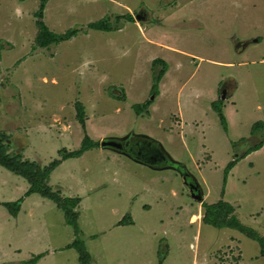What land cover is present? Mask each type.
<instances>
[{
	"label": "rangeland",
	"instance_id": "374dc122",
	"mask_svg": "<svg viewBox=\"0 0 264 264\" xmlns=\"http://www.w3.org/2000/svg\"><path fill=\"white\" fill-rule=\"evenodd\" d=\"M39 5L0 0V137L7 152L43 168L58 151L78 150L85 136L79 102L92 141L144 136L178 168L163 170L165 157L151 162V151L128 157L101 147L62 163L48 186L63 199H82L79 237L52 202L27 198L26 181L0 168V264L39 255L38 264H79L77 252L65 250L75 239L92 264H264L256 242L202 223V204L222 200L243 226L264 235V0H49V31L78 33L47 49L35 41ZM141 12L147 19L127 22ZM104 21L117 31L88 29ZM156 59L168 69L154 94ZM233 160L240 161L222 197ZM18 201L14 218L2 204ZM127 215L132 225L117 226Z\"/></svg>",
	"mask_w": 264,
	"mask_h": 264
},
{
	"label": "trees",
	"instance_id": "16d2710c",
	"mask_svg": "<svg viewBox=\"0 0 264 264\" xmlns=\"http://www.w3.org/2000/svg\"><path fill=\"white\" fill-rule=\"evenodd\" d=\"M49 0H40L39 10L35 14V17L37 20L36 25L38 27V35L36 37V44L40 49H47L52 46H57L59 43L69 41L73 37L77 35L76 30H69L63 35H56L49 31V29L45 26L43 23L44 18V10L46 8V5ZM127 22L134 23V19L130 16H126ZM89 30L92 31H100V32H113L117 31V29L114 30L111 26L108 25L107 21L104 22H98L89 25ZM1 60V56H0ZM152 69L155 71L153 73V79H154V87L153 91L154 94L157 93V87L160 83L161 79L167 72V64L159 59H156L152 63ZM111 97L119 98L123 100L122 95L120 96H113L111 94ZM148 104V103H147ZM214 111L218 114L220 123L223 127V129L226 130V122L221 114L220 107H215L214 104L211 105ZM140 106L137 107V110L139 111ZM75 112H76V118L80 126L82 127L83 131L85 132V136L81 142L80 148L73 152H68L66 150H60L58 151V160H53L50 162L47 166L41 168L37 164L29 161H22L21 155H14L11 156L7 152V145L5 144V136L1 135L0 137V168L8 171L10 174H12L15 177H19L26 181V183L29 185V189L26 192L25 196L29 197L33 194H38L41 198L48 200L52 202L58 210H60L64 216V221L67 226L72 228L73 234L75 237L80 236V232L78 229V218L79 215L76 212L77 207L80 204V199H67V198H61L60 193L57 191H53L48 186V179L50 178V175L65 161H68L70 159H78L81 158L85 153L90 152L94 149L100 148L99 142L92 141L87 135L85 131V110L81 103L77 102L75 104ZM256 132V131H255ZM258 132V131H257ZM127 140H132L133 146L131 147H123L122 144V150L120 152H124L126 156H134L137 155L136 149L139 148L141 151V148H148L145 151H142L143 153H147L149 151L154 152V150L158 151L155 155H162L165 157V164L167 168H178V164L176 162H173L170 160V158L165 155L162 151V149L159 147V145L148 139L144 136H134L131 138V135ZM150 143V148L146 146V144ZM240 142H243V139L240 140ZM121 143V142H120ZM148 143V144H149ZM262 143L259 144V146L254 147L253 149L247 150L241 157V159L245 158L249 154L258 151L262 148ZM139 154V153H138ZM135 163L143 164V161H140L139 159L135 158ZM239 160H234L233 162H230L228 166L224 170V176H223V189L221 190V196L223 197L224 188L226 186L227 182V175L229 172L234 168V166L237 164ZM151 167L152 164L147 163ZM164 167V168H166ZM190 177L189 175H183V177ZM194 181V180H193ZM22 201V200H21ZM21 201L15 202L13 204H2V206L9 211V214H11L14 218L17 217L18 212L20 210V206L18 205L21 203ZM203 208V216H202V223L204 225L210 226L217 230L222 229H229L236 231L240 233L241 235L245 236L247 239L256 242L259 245V256L264 260V235L260 237L256 232L250 228H247L243 226L238 219L234 216V208L225 203L224 201H219L216 204L213 205H207L202 204ZM132 225V219L130 216H125L118 224L117 226H129ZM74 249L77 252L78 257V263L79 264H92V258L89 255V253L86 251L85 247L83 246L82 242L79 239H75L74 242L70 245H68L65 250H71ZM44 255H39L34 257L32 260H30L26 264H37ZM161 258V257H160ZM164 258H161L160 263L163 262Z\"/></svg>",
	"mask_w": 264,
	"mask_h": 264
},
{
	"label": "water",
	"instance_id": "95a60500",
	"mask_svg": "<svg viewBox=\"0 0 264 264\" xmlns=\"http://www.w3.org/2000/svg\"><path fill=\"white\" fill-rule=\"evenodd\" d=\"M137 20V19H136ZM221 94H222V99L224 100V98H225V91L224 90H222V92H221ZM154 98V97H153ZM152 98V99H153ZM151 99V100H152ZM100 147L102 148V149H107V148H110V149H112V151H117V152H120L121 150H122V143H120V142H117L116 140H114V139H110V140H104L102 143H100Z\"/></svg>",
	"mask_w": 264,
	"mask_h": 264
},
{
	"label": "flooded vegetation",
	"instance_id": "af4514ba",
	"mask_svg": "<svg viewBox=\"0 0 264 264\" xmlns=\"http://www.w3.org/2000/svg\"><path fill=\"white\" fill-rule=\"evenodd\" d=\"M130 16L134 19V21H136V19L137 20H139V19H143L144 20L145 18L147 19V13L146 12H141L140 14L136 15V19L132 15H130ZM122 144H123V147H131V146H133V142L131 140H127L126 142L123 141ZM136 152L141 154L142 151H140L139 148H138V149H136ZM141 156H142V154H141ZM150 157L151 158H155L156 160H159L160 159L159 155H155L154 152H151V156H149V158H148L151 161V158Z\"/></svg>",
	"mask_w": 264,
	"mask_h": 264
},
{
	"label": "crops",
	"instance_id": "0c3cea01",
	"mask_svg": "<svg viewBox=\"0 0 264 264\" xmlns=\"http://www.w3.org/2000/svg\"><path fill=\"white\" fill-rule=\"evenodd\" d=\"M154 45H155V47H158V48H161V47H162L158 42H156V44H154ZM162 49H166V48H164V46H163ZM228 66H232V64H229V65L227 64L226 67H228ZM212 104H213V102H212ZM212 104H211V105H212ZM211 108H212V106H211ZM181 110H182V109H181ZM181 118H182V117H180V115H179V119H181ZM239 143H240V142H239ZM94 150H95V149H94ZM92 151H93V150H92ZM90 152H91V151H90ZM87 153H88V152H87ZM85 154H86V153H85ZM65 162H66V161H65ZM63 163H64V162H63ZM137 164H139V163H137ZM139 165H141V164H139ZM142 166H143V164H142ZM146 167H147V166H146ZM163 170H168V169L163 168ZM51 189H52V188H51ZM53 191H55V190H53ZM27 198H28V197H27ZM44 200H45V199H44ZM80 200H81V201H80L79 206H80L81 203H82V199H80ZM33 203H35V202H33ZM37 203L39 204V202H37ZM79 206L77 207V209L79 208ZM233 208H234V207H233ZM77 209H76V210H77ZM76 212H77V211H76ZM77 213H78V212H77ZM43 258H44V257H43ZM43 258H42V259H43ZM42 259H41V260H42ZM39 262H40V261H39ZM39 262H38V263H39ZM38 263H37V264H38Z\"/></svg>",
	"mask_w": 264,
	"mask_h": 264
},
{
	"label": "clouds",
	"instance_id": "9594fccd",
	"mask_svg": "<svg viewBox=\"0 0 264 264\" xmlns=\"http://www.w3.org/2000/svg\"><path fill=\"white\" fill-rule=\"evenodd\" d=\"M152 101V100H151ZM234 161V160H233ZM240 161V160H239ZM148 166H150V165H148ZM167 168V167H166Z\"/></svg>",
	"mask_w": 264,
	"mask_h": 264
}]
</instances>
